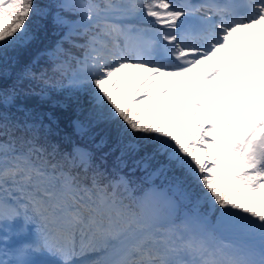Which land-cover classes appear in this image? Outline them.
I'll use <instances>...</instances> for the list:
<instances>
[{"label":"snow or ice","instance_id":"snow-or-ice-1","mask_svg":"<svg viewBox=\"0 0 264 264\" xmlns=\"http://www.w3.org/2000/svg\"><path fill=\"white\" fill-rule=\"evenodd\" d=\"M49 16L61 39L14 71ZM49 85L75 101L77 134L103 122L121 157L161 158L238 241L218 242L207 213L178 219L172 198L108 176L86 148L47 142L56 122L25 101ZM17 218L36 232L21 257L264 264V0H0V221Z\"/></svg>","mask_w":264,"mask_h":264},{"label":"trees","instance_id":"trees-1","mask_svg":"<svg viewBox=\"0 0 264 264\" xmlns=\"http://www.w3.org/2000/svg\"><path fill=\"white\" fill-rule=\"evenodd\" d=\"M39 5L44 4L40 0H36ZM50 4L48 0L46 6ZM42 20L34 18V22L29 27L34 34V40L26 47L21 48L18 52L13 53L17 57L18 63L14 66V71H21L25 66L29 65L34 57L38 55V50L45 46L47 43V36L49 28L46 25H42ZM27 84V82H25ZM40 89L37 88L36 91ZM55 97V98H54ZM54 102V105H51ZM26 106L33 111V113L39 117H42L44 123H48L49 116L56 122L55 125L58 128L63 129L65 133H68V124L72 119V112L75 109V101L71 100L67 94L60 93L52 97L48 94V99L41 100L39 96H30L26 101ZM43 133V131H42ZM50 134H57L55 130H51ZM106 139L110 137L108 134V128L103 131Z\"/></svg>","mask_w":264,"mask_h":264}]
</instances>
